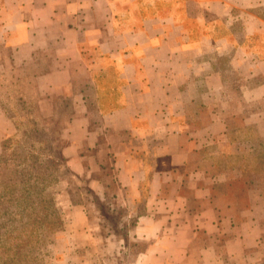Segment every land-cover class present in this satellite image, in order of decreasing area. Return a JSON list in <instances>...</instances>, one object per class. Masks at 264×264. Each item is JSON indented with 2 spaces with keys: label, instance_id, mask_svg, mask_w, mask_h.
I'll list each match as a JSON object with an SVG mask.
<instances>
[{
  "label": "crops",
  "instance_id": "crops-1",
  "mask_svg": "<svg viewBox=\"0 0 264 264\" xmlns=\"http://www.w3.org/2000/svg\"><path fill=\"white\" fill-rule=\"evenodd\" d=\"M258 39L264 0H0V74L68 101L66 166L135 217L125 231L145 246L128 264H222L255 240L252 218L234 224L211 194L222 180L197 163L228 130L214 111L224 96L221 76L205 73L210 58L230 52L238 75L262 74ZM240 97L264 100L263 86ZM6 119L0 107V145ZM181 188L204 205L190 211ZM200 233L224 239L198 244Z\"/></svg>",
  "mask_w": 264,
  "mask_h": 264
},
{
  "label": "rangeland",
  "instance_id": "rangeland-1",
  "mask_svg": "<svg viewBox=\"0 0 264 264\" xmlns=\"http://www.w3.org/2000/svg\"><path fill=\"white\" fill-rule=\"evenodd\" d=\"M253 42L264 47V39ZM229 53L213 55V71H205L221 76L224 101L213 107L217 114L226 117L228 130L217 144L198 156L197 167L205 176L222 180L211 185V194L213 198L222 197L217 203L234 215V224L252 218L258 229L241 258L222 254V264H264V100L244 101L240 97L241 87L260 85L264 89V73L238 75ZM0 76V107L10 119L5 120L9 131L6 136L11 135L4 161H0V264H128L145 246L125 231L124 225L134 223L135 217L128 219L113 201L102 202L95 196L90 181L75 176L67 166L43 190V202L25 206L15 202L18 193H11L10 184L13 171H28L34 164L33 156L41 159L52 155L50 147L57 151L65 146L61 131L71 110L66 99L43 96L28 88L24 76ZM85 79L81 75L75 77L76 82ZM191 111L198 116L203 113L198 105ZM42 130L47 136L41 134ZM4 178L9 182L7 187L1 182ZM174 188L166 190L171 192ZM180 192L187 197L190 211L204 205L196 202L187 188ZM135 208L141 212L143 201ZM222 239L216 237L217 242L200 233L197 242L219 243ZM117 241L118 248L113 246Z\"/></svg>",
  "mask_w": 264,
  "mask_h": 264
},
{
  "label": "trees",
  "instance_id": "trees-1",
  "mask_svg": "<svg viewBox=\"0 0 264 264\" xmlns=\"http://www.w3.org/2000/svg\"><path fill=\"white\" fill-rule=\"evenodd\" d=\"M43 136H47L43 130L41 131ZM11 136V135H10ZM10 136H5L0 145V161H4L3 157L9 147V144H6L11 138ZM50 152L52 155L44 156L39 159L37 156H33L34 164H30L29 170L23 172L24 170L13 171L14 177L12 179L11 186L13 189L11 193L17 192L18 194L15 197V202L19 205H29L34 201L38 203L43 202L42 192L43 190L53 181L56 176H58L59 171L62 168L66 167V159L62 154V150L53 149L50 147ZM37 160H39L37 162ZM9 179V178H8ZM1 182L6 185L9 183L7 179H2ZM19 187L18 190L15 188ZM52 213H54V207L50 203Z\"/></svg>",
  "mask_w": 264,
  "mask_h": 264
}]
</instances>
